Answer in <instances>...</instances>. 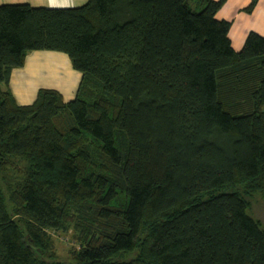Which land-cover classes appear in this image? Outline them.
<instances>
[{
    "label": "trees",
    "instance_id": "1",
    "mask_svg": "<svg viewBox=\"0 0 264 264\" xmlns=\"http://www.w3.org/2000/svg\"><path fill=\"white\" fill-rule=\"evenodd\" d=\"M224 4L0 6V264H264V37L236 52ZM36 51L69 57L74 100L17 103Z\"/></svg>",
    "mask_w": 264,
    "mask_h": 264
},
{
    "label": "crops",
    "instance_id": "2",
    "mask_svg": "<svg viewBox=\"0 0 264 264\" xmlns=\"http://www.w3.org/2000/svg\"><path fill=\"white\" fill-rule=\"evenodd\" d=\"M88 0H0L1 5H30L34 8L69 9L84 6ZM252 0H225L218 11L219 20L231 22L229 38L232 48L241 51L247 36L254 32L264 37V0H258L252 13L245 9ZM82 75L74 70L69 57L49 51L30 53L23 68L12 72L9 89L17 103L31 105L41 89L58 91L65 102L75 99Z\"/></svg>",
    "mask_w": 264,
    "mask_h": 264
},
{
    "label": "rangeland",
    "instance_id": "3",
    "mask_svg": "<svg viewBox=\"0 0 264 264\" xmlns=\"http://www.w3.org/2000/svg\"><path fill=\"white\" fill-rule=\"evenodd\" d=\"M239 52V51H238ZM12 173L7 174V178H11ZM248 213L262 224L264 228V198L259 196L255 201H252ZM55 244V252L59 259L65 262H70V252L74 248H78V244L74 237V231L69 230L67 233H57L53 236Z\"/></svg>",
    "mask_w": 264,
    "mask_h": 264
}]
</instances>
